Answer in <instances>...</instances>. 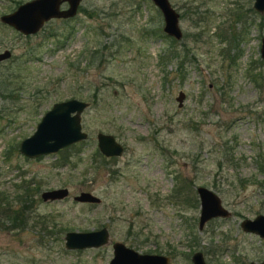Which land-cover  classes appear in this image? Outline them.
Listing matches in <instances>:
<instances>
[{
	"label": "rangeland",
	"instance_id": "1",
	"mask_svg": "<svg viewBox=\"0 0 264 264\" xmlns=\"http://www.w3.org/2000/svg\"><path fill=\"white\" fill-rule=\"evenodd\" d=\"M23 1L0 0V15ZM169 1L180 13L181 65L168 55L152 0H81L73 17L32 34L0 21V52L11 51L0 60V191L30 216L24 227L0 222V264H108L116 240L167 254L169 264H192L196 250L208 264L264 260V238L240 226L264 213V12L253 0ZM70 97L88 102L87 138L38 157L21 153L44 112ZM98 131L123 152L100 156ZM197 185L214 190L230 215L199 229ZM61 186L66 197L41 198ZM82 190L100 202L73 200ZM103 225L107 244L65 247L67 230Z\"/></svg>",
	"mask_w": 264,
	"mask_h": 264
},
{
	"label": "water",
	"instance_id": "2",
	"mask_svg": "<svg viewBox=\"0 0 264 264\" xmlns=\"http://www.w3.org/2000/svg\"><path fill=\"white\" fill-rule=\"evenodd\" d=\"M163 16V31L174 37L182 38L183 32L179 25L180 13L169 0H152ZM81 0H25L13 10L0 15V21L10 25L23 34L37 32L43 24L51 18L73 17L79 8ZM253 8L264 12V0H253ZM11 55L9 49L0 52V60ZM260 55L264 58V36L260 39ZM185 93L180 90L176 99L182 104ZM88 106V102L76 97L54 102L37 122L34 131L21 139L19 151L28 157H38L69 146L87 138L88 134L82 128L81 113ZM97 148L107 157L120 155L124 147L112 133L98 131L96 133ZM200 211L198 228L213 217H226L230 211L223 206L219 195L205 185H197ZM69 189L66 186L49 188L41 191L43 200H54L66 197ZM73 200L79 202H100V197L91 191L82 190L73 195ZM240 226L244 231L253 232L264 238V213L253 218H243ZM66 248L100 247L110 241V233L106 226L91 230H67L64 234ZM192 264H208L201 250L191 254ZM170 256L157 252H140L123 241L112 242V257L108 264H169ZM248 264H264L261 261H249Z\"/></svg>",
	"mask_w": 264,
	"mask_h": 264
},
{
	"label": "trees",
	"instance_id": "3",
	"mask_svg": "<svg viewBox=\"0 0 264 264\" xmlns=\"http://www.w3.org/2000/svg\"><path fill=\"white\" fill-rule=\"evenodd\" d=\"M240 13H237L238 18H240L242 16V14H240ZM195 35H197L196 32H195ZM167 36H169V35H167ZM169 37H170V44H169V48H168V55L172 58L173 57L179 58L180 59L179 64L181 65L183 63L184 57L181 55V52L177 51V49H176V45L174 42L177 39H175L172 36H169ZM97 53H98V50L92 51V54L90 57V59L92 61H94ZM183 55H186V54H183ZM6 86H7V84H6ZM8 95H9V93H8ZM67 147H69V146H66L64 148L66 149ZM64 148H62V149H64ZM99 155L102 156L103 158H105V156L103 154L99 153ZM259 170L264 173V161L259 164ZM23 195H24L23 197H25L26 200L32 201V199L30 198L31 197L30 192L25 193ZM27 197H28V199H27ZM23 205H24V203H23ZM23 205L13 206L12 203H10V200L7 198V196L2 191H0V222L3 223L4 227L15 228V227H24L27 225L30 216L27 214L26 207Z\"/></svg>",
	"mask_w": 264,
	"mask_h": 264
}]
</instances>
